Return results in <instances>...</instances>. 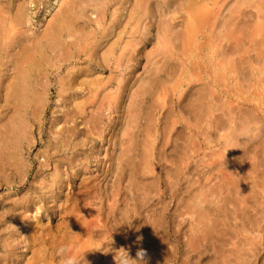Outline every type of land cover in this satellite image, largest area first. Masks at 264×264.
Listing matches in <instances>:
<instances>
[{
  "label": "bare ground",
  "instance_id": "bare-ground-1",
  "mask_svg": "<svg viewBox=\"0 0 264 264\" xmlns=\"http://www.w3.org/2000/svg\"><path fill=\"white\" fill-rule=\"evenodd\" d=\"M115 1L118 0H54L57 8L41 31L27 33L24 27L26 10L32 0H18L15 4L0 0V66L4 58L13 62L12 72L5 79L0 78V90L6 101L4 107L11 110L7 119L0 116V187L5 185L13 189L9 195L0 197V248L5 250L0 255V264L11 261L13 241L17 240L22 228L28 226L21 240L31 254L25 260H17L16 264H59L55 252L61 245L74 255L83 254L86 264H115L119 246L116 249L104 246L103 249V242L107 237L117 238L116 228L123 230L121 247L129 250L136 241L145 264H258L259 261L264 264V257L260 260L258 257L264 250V240H259L264 237V106L261 105L264 100L240 96L233 102L222 95L218 97L214 78L200 71L198 57L191 60L184 48L190 40L197 41V32L201 30L203 42L211 43L214 55L210 72L223 77L230 71L236 84L241 85L239 81L245 80V70L251 64L242 49L247 39L244 30L252 22L264 31V0H121L120 4H127L122 6L124 12L118 7L110 8ZM85 27L90 28L85 30ZM148 43H152V48L150 46L151 49L143 53ZM257 55L256 61L264 64V49ZM80 57L84 66L75 65ZM62 62L74 65H69L65 74L58 77L55 93L64 105H58L62 115L57 117L54 126L61 120L68 123L76 115L85 113L83 119L91 127L86 124L88 129L84 131L72 130L75 140L71 144L62 135L68 127L54 131L56 141L49 139L44 143L43 158L35 164L38 168H34V177L41 168L48 167L50 158L61 150L83 147L86 141L101 136L104 106L116 107L122 96H126L128 103L120 134L115 128L109 138L113 147L106 157L109 163L105 173L115 175L113 182H104L102 188L100 181L105 173L101 174L103 178L82 175L78 188L83 194L81 202L78 197L76 211L62 213L59 224L57 221L60 238L46 241L49 237L44 236L48 235L44 233L47 226L36 213L46 208L45 204L54 196V187L59 190L65 184L63 176L67 167L72 170L77 166L79 172L85 174L90 161L89 154L77 152V149L66 161L54 163L53 170L44 173L37 185L33 184L34 180H28L32 164L24 159L22 146L24 130L32 115L27 118V113L31 111L36 118L40 115L49 88V82L42 78L47 79L49 68L56 71ZM141 63L144 74L134 76ZM111 64L109 70L117 72L103 80L106 77H101L100 71ZM260 91L264 94V86ZM87 108L89 116H86ZM212 129L217 132L220 146L217 150L210 149L204 160L198 154L202 160L199 174L189 179L191 162L199 161L195 157L199 149L196 139L199 134L211 133ZM116 145L119 151L114 156L112 151ZM63 163H66L65 169L61 168ZM157 164L164 170L163 177L154 174L159 168ZM77 168L71 177L67 175L68 181L75 182ZM213 178L217 180L212 181ZM182 179H189L190 183L185 184V195L178 193L181 195L168 215L170 202L158 198L153 203L154 196L159 195L158 190L164 193L168 186L177 187ZM26 184L29 185L27 192L11 197ZM105 201H108L106 211L103 209ZM28 205H34L35 211L31 213L33 219L36 217L30 223L31 218L26 213ZM142 212H145L144 218H140ZM249 232L257 234L252 236ZM183 233L187 240L181 238ZM170 235L175 242L171 247L167 244ZM141 243L147 245L141 249ZM132 256L134 258V253Z\"/></svg>",
  "mask_w": 264,
  "mask_h": 264
},
{
  "label": "rangeland",
  "instance_id": "rangeland-1",
  "mask_svg": "<svg viewBox=\"0 0 264 264\" xmlns=\"http://www.w3.org/2000/svg\"><path fill=\"white\" fill-rule=\"evenodd\" d=\"M10 1H12L14 4H15V1H16V3H17V1L18 0H10ZM20 1V0H19ZM53 1L54 0H38V3H37V0H32V2H31V4L29 5L28 4V6H27V21H26V24H25V28H27V33H29V32H32V33H35V32H39V31H41V29H42V27H43V25H45V23H46V20L47 19H49V17H50V15H51V13L57 8L55 5H53ZM120 1L121 0H118V1H115L116 2V4L114 5L113 4V2H112V5H111V7L110 8H114V7H118V8H120V9H122L121 11H125V9H123V7L122 6H125V5H127L126 3H123V4H120ZM36 2V3H35ZM42 4V6H41V4ZM120 4V5H119ZM116 5H118V6H116ZM32 6V7H31ZM37 6H38V8H37ZM45 6V7H44ZM50 6V7H49ZM37 8V9H36ZM55 8V9H54ZM36 9V10H35ZM40 9V10H39ZM44 9V10H43ZM111 10H113V9H111ZM49 14V15H48ZM47 17H46V16ZM92 15V14H91ZM30 22H29V21ZM29 22V23H28ZM41 22V23H40ZM45 22V23H44ZM40 23V24H39ZM44 23V24H43ZM28 25V26H27ZM31 25V26H30ZM33 25V26H32ZM38 25V26H37ZM41 25V26H40ZM36 26H37V28H36ZM93 26H96L95 24L93 25ZM256 26V27H255ZM90 27H85V30H88ZM257 29V30H256ZM202 30H203V28H202ZM248 30V31H247ZM201 31V30H200ZM197 32L198 33V39H197V41H192V40H190V42L189 43H191V44H189V43H187L186 44V46H188V47H184L185 48V50H186V55L188 56V57H190L191 58V60H192V58L193 57H195V56H197L198 57V61H197V65L199 64V63H201V64H199L201 67H202V69L200 68V66H199V69H200V71L202 70V72H204V74H208L209 75V73H210V75L212 76V78H214V90H215V94L217 93V96L219 97L220 95H222L223 97H226L228 100H230V101H233L234 102V100L236 99V98H239L240 96H249V97H256V98H258L259 100L260 99H262V101L264 100V94H262L261 95V91L260 90H262V86H264V64H262L261 62H257L256 61V56H258L257 54L261 51V49H264V42H262V40L264 39V31L258 26V24L257 23H252V22H250L249 23V25L245 28V32H244V36L246 37L247 36V39H244V42H243V46H242V49L244 50V55H245V57H246V59H248L247 60V62L249 61L250 63V67H248L246 70H245V74H246V78H245V80H240L239 82L241 83V85H238V84H236V79H234V74L232 73V72H230V71H227V74L226 75H224L223 77L222 76H215V74H212V72H210V70H211V67H212V65H213V63H214V55H212V47L210 46V44L211 43H206V41L205 42H203V40L204 39H202L203 38V35L201 34V32ZM254 31H255V33H254ZM97 33V32H96ZM151 33L153 34V37H154V33H155V31H154V29H152V31H151ZM258 33H260V34H258ZM257 35V36H256ZM261 35V36H260ZM97 37H98V33H97ZM251 37V38H250ZM253 37H255V38H253ZM256 37H258V38H256ZM261 38V39H260ZM250 39V40H249ZM251 39H252V41H251ZM199 40H201V41H199ZM123 42H121L120 43V45L122 44ZM198 43H200L199 45H196V44H198ZM252 43V44H251ZM262 43V44H261ZM202 44H204V45H202ZM245 44V45H244ZM247 44V45H246ZM209 45V46H208ZM262 47H261V46ZM150 46H151V48H152V43H148L147 45H146V47L143 49V53H145V52H147V50H150L151 48H150ZM148 47V48H147ZM252 47V48H251ZM187 48V49H186ZM198 48V49H197ZM200 48V49H199ZM244 48H246V49H248V50H246V49H244ZM207 49V50H206ZM100 50L101 49H99V51L98 52H100ZM260 50V51H259ZM246 51V52H245ZM83 52V51H82ZM82 52H79L80 54H81V57L82 56H84V53H82ZM248 53V54H247ZM247 54V55H246ZM81 57L78 59V62L75 64V65H80V66H84L85 65V62H83L82 60H81ZM255 58V59H254ZM10 60H8V59H5L4 58V64L3 65H1L0 66V78H3V79H5L7 76H8V74L9 73H11L12 72V70L13 69H11L12 67V61H10ZM254 63H252V62ZM143 63H144V60L142 61ZM199 62V63H198ZM247 62L245 63L246 65H248L247 64ZM67 63V64H66ZM143 63H141L139 66H138V68L136 69V71H135V73H134V76L137 74V75H143L144 73H143ZM113 64V63H112ZM110 65V66H107L106 67V69H104V70H101L100 71V76L101 77H103V78H105V79H103V80H106L107 79V77L108 76H110V75H114V74H116V72H117V70H115V69H112V72L109 70L110 69V67H112L113 65ZM259 64V65H258ZM60 65H61V67L59 66V68L56 70V71H58V72H56L55 70H53V69H55V68H49V70H48V72H49V75H48V77H47V79H45L44 77L42 78V80H45V81H48L49 82V84H48V90H47V93L45 94V99H44V103L46 104L45 106H43V110H40V112L38 113V114H40V115H37V118H36V116L31 112V111H28V113H27V118H28V116L29 115H31V116H29V122H30V124L32 125H30V124H28V127H26V129L24 130V138H26V140L23 138V141H22V146H24V150H23V156H24V159L25 160H27L28 162H30L32 165V167H31V170H30V173H29V175H28V180L29 181H31V180H34V185H37L38 183V179L44 174V173H47V172H49V171H52L53 170V164L54 163H56V162H60L61 160H65L66 161V159H69L72 155H73V153L75 152V150H77V152H80V153H82V152H84V154H89V156H88V159L90 160L88 163H87V174L85 173V174H83V173H81V171L79 172V168H77V166H75V167H73V169L72 170H70V169H68V167L66 168V163H63L62 165H61V168H63V169H65L66 168V170H65V172H66V174L63 176V182L65 183H63L64 185L62 186V188H60L59 190H58V188L57 187H54V196L52 197V198H50L49 200H48V202L45 204L46 205V208H45V206L44 207H42V208H40V211H39V213H36V217L38 216L39 217V219H40V221L42 222V224L46 227V229H45V231H44V233L45 232H47V234L48 235H44L45 236V238H47V236H49L47 239H46V241H49L51 238H54V240L55 239H59L60 238V233L58 232V228H56L57 227V225L59 224V222L61 221V220H59V219H62V215L63 214H69V210H70V212H74V211H76V206H77V202H78V197H79V200H80V202H81V198H82V195L83 194H81V193H79V191H78V188L80 187V182H81V179H80V177L82 178L83 176H89V175H99V176H103L104 175V173H105V171H106V169L108 168V163H109V161L107 160L106 161V157H108L109 156V152H111V147H113V145H112V143H110V141H109V138H110V135L111 134H113V133H115V128H116V133H118V134H120V130L122 129V127L124 126V120L126 119L125 117H126V106H127V101H128V99L126 98V96H122L121 98H120V102H119V104L118 105H116V107L115 106H109V107H106L105 108V106H104V109H103V111H102V124H103V126H104V128H103V130H102V133H101V136H99V138L97 137V139L95 138V140H92V141H90V140H88V141H86L85 143V145L83 146V147H77V149H72V148H70V147H68L67 149H65L64 151L63 150H61L59 153H57L56 155H54V157L52 158H50L51 160H50V162L48 163V167H44V168H41V171L39 172V173H37V175H35V177L33 176V173H34V171H35V169L34 168H38V166L37 165H35V164H37V162H38V160L39 159H42L43 158V155H41V153H42V150L45 148V144H46V142H48V140L50 139V141H56V139H55V137H54V135L56 136L57 134L54 132V131H57L60 127H63V128H67V129H65L66 130V133H65V130H64V133L62 134L63 135V137H65L64 139H66V140H68V142H69V144H71L75 139H74V136L73 135H71L72 134V130H78V129H80V130H86V128L88 129V127L87 126H89V128L91 127V125H90V123L89 122H87V121H85L83 118H86V117H84V115H85V113H84V115H82V114H78V115H76V118L74 117L72 120H70L68 123L67 122H65L66 123V125H65V123L64 122H62V120L60 121V123H58V125L57 126H54V124L56 123V120H57V117H61V115H62V113L58 110V105L61 107V105H64V103H61L60 102V100L57 98V94L55 93V92H57V88H58V80H59V78L58 77H60V76H62V75H64L65 74V72H66V68L69 66V65H74L73 64V62L72 63H68V62H62V63H60ZM252 65L255 67V69H253V67H252ZM257 66V67H256ZM263 66V67H262ZM260 67V68H259ZM6 68V69H5ZM63 68V69H62ZM206 68H207V70H206ZM261 68H263V70L261 69ZM65 69V70H64ZM209 69V70H208ZM10 70V71H9ZM249 70V71H248ZM257 71V73H255V74H252L251 72L252 71ZM65 71V72H64ZM53 72V73H52ZM107 72H108V74H107ZM109 72H111V73H113V74H111V73H109ZM250 72V73H249ZM7 73V74H6ZM51 74H52V76H51ZM60 74V75H59ZM110 74V75H109ZM247 74H248V76H247ZM103 75V76H102ZM105 75V76H104ZM209 75V76H210ZM54 76V77H53ZM251 76V77H250ZM262 76V77H261ZM231 77V78H230ZM255 77V78H254ZM261 77V78H260ZM218 79V81H217V79ZM252 78V79H251ZM254 78V79H253ZM238 79V78H237ZM246 79H248V80H246ZM259 80L261 81V82H259ZM44 81V82H45ZM243 81H244V83H243ZM254 81V82H253ZM56 82H57V85H55L56 84ZM217 82V83H216ZM247 82H249V84L247 83ZM249 85V86H247V84ZM53 84V85H52ZM242 84H244V86L242 85ZM136 84L134 83L133 85H132V87H131V89H133L134 87L133 86H135ZM167 85L168 86H170V84H169V82H167ZM167 86V87H168ZM238 86H239V88H238ZM241 86V87H240ZM52 87V88H51ZM55 87H57V88H55ZM243 87V88H242ZM258 87V88H257ZM224 88V89H223ZM256 88V89H255ZM219 89V90H218ZM227 89V90H226ZM232 89V90H231ZM253 89H255V91H251V90ZM260 89V90H259ZM228 90H230V91H228ZM229 92V93H228ZM238 92L240 93V94H238ZM257 92H259L258 94H257ZM227 93V94H226ZM0 106L1 107H4L5 106V104H6V101L3 99V96H2V92H1V90H0ZM254 94V95H253ZM257 94V95H256ZM227 95V96H226ZM229 95H230V97H229ZM232 96V97H231ZM235 97V98H234ZM47 98V99H46ZM167 98H169V94L167 95ZM3 99V100H2ZM234 99V100H233ZM2 100V101H1ZM10 100V99H9ZM55 100H57V101H55ZM4 101V102H3ZM150 101L148 100L147 102H146V104H148ZM232 102V103H233ZM252 103H255V101H251ZM124 103H125V105H124ZM121 104V105H120ZM264 104V101L261 103V105L262 106H264L263 105ZM66 105V104H65ZM55 106H57V107H55ZM53 107V108H52ZM67 107V106H66ZM65 107V108H66ZM111 107V108H110ZM52 108V109H51ZM45 109V110H44ZM112 109V110H111ZM6 109H5V107L2 109V108H0V116H4V119H7V117H8V113H10L11 112V110H9V111H5ZM52 110V111H51ZM90 109H86V116H87V114H88V116H89V114H90V111H89ZM6 112V114H4L3 115V113L4 112ZM59 111V112H58ZM3 112V113H2ZM41 112H42V114H41ZM121 112V113H120ZM2 113V114H1ZM113 113V114H112ZM261 113H263V112H261ZM52 115V116H51ZM107 115V116H106ZM124 115V116H123ZM6 116V117H5ZM83 116V117H82ZM121 116V117H120ZM123 116V117H122ZM105 117V118H104ZM108 118V120H107V118ZM38 120H36V119ZM39 118V119H38ZM77 121H76V120ZM122 119H124V120H122ZM74 120V122H72ZM86 122H84V121ZM82 121V122H81ZM142 121V120H141ZM76 122L77 123H79V124H77L76 125ZM117 122V123H116ZM38 123V124H37ZM82 123V124H81ZM60 124V125H59ZM86 124H87V126H86ZM81 125V126H80ZM84 126V128H83V126ZM259 125H260V123H259ZM80 126V127H79ZM122 126V127H121ZM70 127V128H69ZM74 127V128H73ZM28 128V129H27ZM72 128V129H71ZM37 130V131H36ZM71 130V131H70ZM211 130V129H210ZM70 131V132H69ZM50 132V133H49ZM109 132V133H108ZM49 133V134H48ZM51 133H53V135L51 134ZM211 133H212V135H213V137H212V135H211ZM211 133H209V132H206V133H202V135L201 134H199V136H198V138L196 139V141L198 142L197 143V147H199V149L197 150V152H196V158H197V160H199L200 158H202L203 160L204 159H206L205 157L206 156H208V153H210L211 152V150L210 149H213V150H217L218 148H219V146H220V143H219V138L217 137V132H215L213 129H212V131H211ZM26 134V135H25ZM68 134V135H67ZM28 135H30V136H28ZM47 135H48V137H47ZM67 137H66V136ZM216 135V136H215ZM204 136V137H203ZM215 136V137H214ZM33 137V138H32ZM100 137H101V139H100ZM28 138V139H27ZM46 138H47V140H46ZM138 138V137H137ZM210 138V139H209ZM35 139V140H34ZM70 139V140H69ZM108 139V140H107ZM25 140V141H24ZM30 141V142H26V141ZM33 140V141H32ZM99 140H100V142H99ZM106 141H108V142H106ZM215 141V142H214ZM92 142V143H91ZM45 143V144H44ZM201 144V145H200ZM210 145V146H209ZM110 146V147H109ZM118 145H116V147H115V151H112V153L114 154V156H116V154L118 153L117 151H119V147H117ZM200 146H201V148H200ZM205 146V147H204ZM31 147V148H30ZM107 147H109V148H107ZM209 147V148H208ZM211 147V148H210ZM87 148V149H86ZM97 148V149H96ZM217 148V149H216ZM79 149H81V150H79ZM94 149V150H93ZM108 149V150H107ZM104 150H105V152H104ZM199 150H200V152H199ZM89 151V152H88ZM207 151V152H206ZM69 152V153H68ZM98 152L101 154H98ZM205 152V153H204ZM92 155H91V154ZM97 153V154H96ZM108 153V154H107ZM65 154V155H64ZM66 154H67V156H66ZM198 154H199V156H200V158H199V156H198ZM202 154H204L205 156H202ZM70 155V156H69ZM82 155V154H81ZM81 155H79V156H81ZM91 155V156H90ZM98 155H99V157H98ZM29 158H28V157ZM40 156H42L41 158H40ZM60 156H61V158H60ZM62 156L64 157V158H62ZM83 156V155H82ZM96 156V157H95ZM37 157V158H36ZM101 157V158H100ZM28 158V159H27ZM99 158V160H96V159H98ZM31 159V160H30ZM95 159V160H94ZM93 160V161H92ZM101 161V162H100ZM163 161V160H162ZM200 161V160H199ZM198 161V163L197 162H195V161H192L191 162V164H190V166H189V170H188V178L189 179H194V177H197L198 176V170L201 168L200 166H201V164H202V160L199 162ZM36 162V163H35ZM97 162H98V164H97ZM52 163V164H51ZM96 163V164H95ZM102 163H103V165H102ZM164 164L165 165H167V164H169V163H167V162H164ZM194 164V165H193ZM98 165V166H97ZM196 165V166H195ZM36 166V167H35ZM84 166H85V164H84ZM157 166L159 167V168H157V171H156V173L154 172V174H157V173H159V174H157V176H160V177H163V175H164V170L163 169H161L160 168V166H159V164H157ZM194 166V167H193ZM78 167H80V165L78 166ZM99 167V168H98ZM193 169H192V168ZM195 167H196V169H195ZM75 168H77L76 169V171L78 170V175L76 176L77 178H76V180H75V182L73 183L72 181H68L67 179H68V177H67V175H69L70 174V177L72 176V171L75 169ZM101 169H102V171H101ZM104 169V170H103ZM160 169V170H159ZM48 170V171H47ZM244 170H245V168H244ZM33 171V172H32ZM193 171V172H192ZM213 175H215V173H216V170H214L213 169ZM7 172H9V170L7 171ZM92 172V173H91ZM101 172V173H100ZM163 172V173H162ZM190 172V173H189ZM195 172V173H194ZM79 174H80V176H79ZM101 174H103V175H101ZM112 174V173H111ZM111 174L110 173H108V172H106L105 173V177H107L106 179L108 180V178H109V180L107 181L106 179H105V177L102 179V181H100L101 183V186H102V188L105 186V184L107 183V184H111L112 182H113V180H114V177H115V175H112L111 176ZM83 175V176H82ZM108 175H110V177L108 176ZM192 175V176H191ZM213 175H212V177H213ZM66 176V177H65ZM114 176V177H113ZM156 176V175H155ZM12 177H14L15 178V175L14 174H12ZM101 177H99V178H101ZM67 178V179H66ZM189 179H187V180H185V179H182L181 181H179V184L177 185V187L176 186H174L173 188H170L169 186L168 187H166V189H165V192L163 193L162 191H159L158 190V192H159V195H158V193L154 196V200H153V203L154 202H156L157 201V199L159 198L160 200H162V202H170V203H168V210H167V213H168V215H171V212L173 211V209L175 208V205H176V203H177V200L179 199V197H180V195L181 194H184L185 195V193L183 192L184 191V187L186 186L185 184H189L190 182L188 181ZM216 181L217 180V178H213L212 179V181ZM184 181V182H183ZM35 182H36V184H35ZM104 182H106L105 184H104ZM182 183H183V185H182ZM263 184H264V182H263ZM78 187H77V186ZM182 185V186H181ZM65 186H67V187H65ZM181 186V187H180ZM264 186V185H263ZM162 187H164V186H162ZM183 187V188H182ZM28 188H29V185L28 184H26L23 188H19L17 191H15V194L14 195H11V197L12 196H20L21 194H24L25 192H27V190H28ZM65 188H66V190H65ZM176 188H178V191H177V189ZM7 189H10V188H8L7 186H5V185H2L1 187H0V197L1 196H5V195H9L11 192H13V189H10V190H7ZM23 189H24V191H23ZM168 189V190H167ZM169 189H170V191H169ZM173 191H172V190ZM183 189V190H182ZM154 190H155V188H154ZM176 190V191H175ZM172 191V192H171ZM180 191H182V192H180ZM63 192V193H62ZM162 192V193H161ZM171 193H173V194H171ZM176 195H175V194ZM178 193H181V194H178ZM64 194V195H63ZM77 194V195H76ZM80 194H81V196H80ZM125 194V193H124ZM123 194V195H124ZM163 196H162V195ZM170 194H171V196H170ZM178 194V195H177ZM56 195V196H55ZM74 195V196H73ZM174 195V196H173ZM77 196V197H76ZM176 196V197H175ZM64 197V198H63ZM162 197V198H161ZM168 197V198H167ZM72 198V199H71ZM165 198L167 199V200H165ZM172 198V199H171ZM177 198V199H176ZM64 199H66V200H64ZM76 201H75V200ZM170 199V200H169ZM174 199H176V201L174 200ZM64 200V201H63ZM109 200H111V199H109ZM164 200V201H163ZM58 201V202H57ZM174 201V202H173ZM75 202V203H74ZM106 202H108V201H105L104 202V210L106 211V209H105V207H106ZM131 202V201H130ZM166 202V203H167ZM42 203V202H41ZM65 203V204H64ZM67 203V204H66ZM69 203H71L72 205H69ZM119 203V202H118ZM175 203V204H174ZM60 205V207H59V205ZM120 204V206H122L123 204H121V203H119ZM172 204V205H171ZM65 205V206H64ZM49 206V207H48ZM58 206V207H57ZM63 206V207H62ZM69 206V207H68ZM70 206H72V207H70ZM127 206H129V205H127ZM61 208V209H60ZM59 209H60V211H59ZM27 211H29V212H26V213H28V216H29V218H31L29 221H28V223H30V221H33L34 222V220L36 219V217L33 219L32 218V215H33V213H34V211H35V209H34V205H28V209H27ZM42 211V212H41ZM47 211V212H46ZM31 212H33V213H31ZM46 212V213H45ZM59 212H61V213H59ZM65 212V213H64ZM25 213V212H24ZM25 213V214H26ZM56 213V214H55ZM63 213V214H62ZM77 213V212H76ZM75 213V214H76ZM143 214V217H142V215L140 216V218H144V213L145 212H142ZM30 214H31V216H30ZM40 216H39V215ZM71 214H74V213H71ZM51 215V216H50ZM61 215V216H60ZM58 217V218H57ZM60 217V218H59ZM49 219V220H48ZM103 219H107V218H103ZM46 220H48V221H46ZM57 221H58V224H57ZM111 223V221H109L108 220V224H110ZM171 224V223H170ZM49 225H50V228H49ZM114 225V224H113ZM131 225H133V223H131ZM55 227V228H54ZM116 227V226H115ZM29 228V226L28 227H24V228H22V230H21V232H20V235H18L17 236V240L18 239H20V240H15V241H13V244H14V247H13V250L14 251H12V253L10 254L11 256H10V259H11V261H7L5 264H16V261L18 260V261H20L21 259H26L28 256H30V252H31V250L30 249H26V247H25V245H24V243L22 242V236H23V234L27 231V229ZM48 228H49V230H48ZM185 229H186V226L184 227ZM115 229V228H114ZM167 229H169V227H167ZM115 231H116V237L117 238H114V239H110L109 237H107L105 240H104V242H103V249L105 248L104 246H107V247H110V248H114V249H116L118 246V252H120L122 249H124V250H126L127 251V253H128V255L131 257L132 256V254L134 253V258H133V256L131 257V258H133V259H135L136 258V255L135 254H137V252H138V249H139V246H138V244L136 243V241H133L132 242V248L130 247V249L129 250H127V249H125V248H123V247H121V246H123L122 244H123V242L121 241L122 240V235H123V230L120 228V231H119V229H115ZM118 231V232H117ZM168 231H170V229L168 230ZM182 231H183V229H182ZM58 232V233H57ZM260 232V231H259ZM258 232V233H259ZM120 235H119V234ZM261 233V232H260ZM249 234H251L252 236L253 235H255V234H257V232H253V234H252V232L250 233L249 232ZM52 237H51V236ZM171 236V237H170ZM169 236V238L166 236V238L165 239H169V241H171V242H167V244H169L168 246L169 247H171V244H175V242H173L172 241V238L174 237V236H172V235H170ZM184 237V238H183ZM181 238H183V240H187V237H186V233H183V235L181 236ZM49 239V240H48ZM116 239H117V241H116ZM167 239V240H168ZM109 240H111L113 243L112 244H114V245H112L111 244V241H109ZM261 242L264 240V237H260V239H259ZM105 241H107V242H105ZM121 241V242H120ZM259 241V242H260ZM116 244H115V243ZM21 243V244H20ZM18 244H20V245H18ZM46 244L48 245V242H46ZM109 246H108V245ZM142 245H141V249L143 248V247H145L146 245H147V243H141ZM18 245V246H17ZM49 246V245H48ZM22 250H21V249ZM138 248V249H137ZM135 249V250H134ZM137 249V250H136ZM171 249V248H170ZM3 251V252H2ZM137 251V252H136ZM15 252V253H14ZM131 254H130V253ZM263 252V253H262ZM5 253V250L4 249H1L0 248V255H2V254H4ZM27 253V254H26ZM56 253V252H55ZM20 254V255H19ZM177 254H179V252L177 253ZM28 255V256H27ZM56 255V254H55ZM23 257V258H22ZM258 257H259V260L261 259L260 257H264V250L262 249V251H260V255H258ZM57 258V257H56ZM23 260V261H24ZM12 262V263H11ZM258 264H261L260 263V261H259V263Z\"/></svg>",
  "mask_w": 264,
  "mask_h": 264
},
{
  "label": "clouds",
  "instance_id": "clouds-1",
  "mask_svg": "<svg viewBox=\"0 0 264 264\" xmlns=\"http://www.w3.org/2000/svg\"><path fill=\"white\" fill-rule=\"evenodd\" d=\"M56 257L59 261V264H86L83 259V254L81 256L74 255L66 246L61 245L56 249ZM143 253L138 251L136 258H131L127 251L122 249L118 252L114 258L115 264H145V261L141 258Z\"/></svg>",
  "mask_w": 264,
  "mask_h": 264
}]
</instances>
